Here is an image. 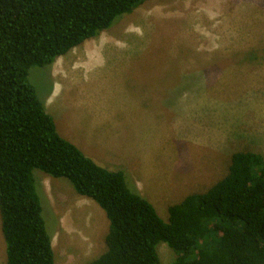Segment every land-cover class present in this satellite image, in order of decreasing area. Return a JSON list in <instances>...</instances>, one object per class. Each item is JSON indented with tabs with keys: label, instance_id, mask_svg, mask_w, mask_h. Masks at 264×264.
Wrapping results in <instances>:
<instances>
[{
	"label": "rangeland",
	"instance_id": "obj_1",
	"mask_svg": "<svg viewBox=\"0 0 264 264\" xmlns=\"http://www.w3.org/2000/svg\"><path fill=\"white\" fill-rule=\"evenodd\" d=\"M28 78L59 135L167 220L233 152L264 155V0H146ZM34 175L54 264H88L105 249L104 211L66 178ZM156 252L161 264L178 254L162 241Z\"/></svg>",
	"mask_w": 264,
	"mask_h": 264
},
{
	"label": "trees",
	"instance_id": "obj_2",
	"mask_svg": "<svg viewBox=\"0 0 264 264\" xmlns=\"http://www.w3.org/2000/svg\"><path fill=\"white\" fill-rule=\"evenodd\" d=\"M146 0H0V220L5 264H54L34 170L66 178L104 211V251L88 264H264V155L242 148L204 192L170 205L164 220L128 186L57 132L34 84L45 67Z\"/></svg>",
	"mask_w": 264,
	"mask_h": 264
}]
</instances>
